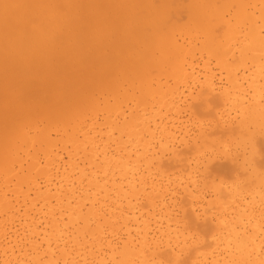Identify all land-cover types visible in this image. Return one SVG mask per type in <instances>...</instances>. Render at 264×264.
Listing matches in <instances>:
<instances>
[{
	"label": "bare ground",
	"instance_id": "bare-ground-1",
	"mask_svg": "<svg viewBox=\"0 0 264 264\" xmlns=\"http://www.w3.org/2000/svg\"><path fill=\"white\" fill-rule=\"evenodd\" d=\"M0 264H264V0H0Z\"/></svg>",
	"mask_w": 264,
	"mask_h": 264
}]
</instances>
